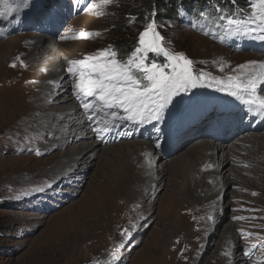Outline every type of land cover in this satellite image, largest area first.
Returning <instances> with one entry per match:
<instances>
[{
	"label": "rangeland",
	"instance_id": "obj_1",
	"mask_svg": "<svg viewBox=\"0 0 264 264\" xmlns=\"http://www.w3.org/2000/svg\"><path fill=\"white\" fill-rule=\"evenodd\" d=\"M246 1L251 15L248 22L242 23L244 29L254 24L258 32L263 33L264 24L258 19L260 0ZM31 4L33 11L23 9L19 19L14 14L7 19L0 18V44L4 43L0 48L7 54L0 71V106L3 107L0 109V201H5V205L0 206V264H264V166L260 160L257 167V162L252 164L248 159L245 163L233 164L228 175L237 167L239 180L233 174V185H224L219 193L213 188L201 202L193 195L195 182H198L196 167L187 163L190 161L188 150L204 139H190L175 156L174 152L173 156L157 152L156 164L164 163L172 168L177 163L176 173L162 180L157 167L148 185L153 191L156 189L157 196L147 195L148 188L142 185H133L127 192L125 183L116 186V177L111 166L106 165L110 167L106 169L102 152L95 158L80 157V171L58 178L59 186L51 191L56 180L46 172L64 148H59L58 142L55 144L57 136H47L42 124L35 129L34 120L40 112L34 110V105L42 94L43 87H39L47 84V72L30 60L34 43L28 42L27 37L41 35L59 42L61 48L70 45L73 50L64 60L77 55L81 56L76 59H83L111 49L117 52V59L127 61L119 49L132 35L139 39L145 27L138 28L131 16L138 0H112L109 4H102L101 0H31ZM19 20H28V24H20ZM34 22L37 26H31ZM121 22L132 27L133 33L122 34ZM156 26L167 48L184 53L194 62L197 85L190 87V92L181 91L173 96L161 111L167 116L168 109L179 110L176 117L180 124L186 115L180 113H185L184 108L192 101L205 107L213 95L221 96L224 92L230 95L226 88L228 78L240 76L246 83L248 74L264 60L261 52L250 51L248 45L229 47L211 34L197 30L193 24ZM81 33L99 35L85 38ZM15 36L16 42L6 43ZM205 38L212 44H205L204 48L201 43L206 42ZM243 65L247 67L242 68ZM40 78L43 81L40 82ZM261 83L264 85V80L261 79ZM72 89L68 85V91ZM189 93L193 94L192 98ZM242 93L233 98L247 99L250 90ZM259 93L261 95V91ZM59 99H52L49 106L60 104ZM217 111L219 108L213 107L209 118ZM26 112L32 113L28 119L24 117ZM244 120H238L241 127L238 130L236 122L229 120L236 128L233 130L236 137L246 135ZM210 121L211 126L221 127L220 137L229 134L223 132L222 125L226 121L224 124ZM163 124L160 122L152 130L145 129V123L137 125L131 138L150 139L151 136L156 145L165 144L167 136L161 132ZM211 126L199 128H206L204 135L198 134L199 138L212 131ZM252 133L264 134V130ZM68 138L65 135L62 139ZM233 138L229 137L228 143L241 147ZM117 141L109 140L102 146H114ZM214 146L219 148L216 146L221 144ZM242 153L246 155V151ZM173 157L176 163L171 161ZM212 159L216 163L224 162L222 153L214 154ZM226 168L222 166L218 171L221 180L227 178ZM214 195L222 199L220 206L213 202ZM235 222L238 225L232 233L237 236V242L232 245L227 232ZM242 255L250 257L242 262Z\"/></svg>",
	"mask_w": 264,
	"mask_h": 264
},
{
	"label": "bare ground",
	"instance_id": "obj_2",
	"mask_svg": "<svg viewBox=\"0 0 264 264\" xmlns=\"http://www.w3.org/2000/svg\"><path fill=\"white\" fill-rule=\"evenodd\" d=\"M42 8L43 7H41V9ZM32 18L34 19V17ZM244 37L245 40L242 42L249 45L250 51L261 52V54L264 55V38L256 37L253 30H250ZM27 38L28 42L32 41L30 42L32 45L34 43L33 49H31L32 53L29 54L30 60H34L37 66L45 69L47 72V74H45L47 84L44 83L39 87H43V89H41L42 94L41 92L39 93V96L41 94V97L35 101L34 105V110L36 112H40L38 118H34V122L37 125L35 129L38 128L39 124H42V127L45 128L44 131L48 132L47 136H57L55 144L58 142L57 144L59 145V148H64V151H62L58 160L46 172L48 173V176L50 175L51 179L56 180L55 184L52 188H50L52 192L56 191L57 186H59L57 183L58 178L64 177V175L67 177L69 173L73 175L76 173V170L80 171V157L83 158L87 156V158H95V156L100 154L99 152H102L105 166H111V171H113V174L116 177L114 181L116 186L119 187L122 183H125L127 186V192L133 185H142L145 188H148L147 195L151 194L153 197L156 195L157 191L156 189L153 191V188L148 185L150 184V180L154 179V173L157 171V167L159 166L157 173L158 175H161L162 180L165 179L167 175L176 173L175 168L177 165L175 157L171 159L173 163H176L172 168L168 167V164H156L157 152H162L170 156H173L174 152L175 156L180 151H178V149L185 148V145L189 143V140L194 137H198L201 141L204 139V142H200L190 149L187 148L189 149L188 157L190 159L187 164L191 167H196V179L198 182H195L193 195L201 202L207 198L206 193H208V191L210 192L213 188H215L216 193H219L224 185L230 186L233 185V180H239L237 179L240 178L239 175H237V171L240 169L237 167H234L233 169V174H236L235 179H232L233 174L231 175V173H229L228 175V171L232 170L231 167L233 164L245 163L248 159L252 164L257 162V167H260V163H258L260 160L264 166V134L252 133L264 130V112L256 109L255 106H252L250 110V107L243 102L244 99H241L240 97L233 98L234 96L232 95L227 96V93L224 92L221 96L213 95L212 100L206 101L205 107H202L199 103L192 101L190 105L184 108L186 112L183 114L180 113L181 116L189 113H195L185 124H180V119L176 117V113L179 112V110L174 111V109H168L169 114L167 116L164 114L160 115V119L166 123V126L162 128L161 132L168 133L171 141H167L162 145H156V142L154 143L151 141L152 138L149 139L147 137H143L132 139V133L129 130L126 131L125 128L129 124L131 125L130 120H117L113 124L106 123L108 115H105V113L116 111L119 116L127 115V113L123 112L122 109L101 107L94 97H77L76 89L74 87L75 80L74 77L67 72V67L70 60L80 58L81 55L74 56L67 60L63 59V57H66L65 55L73 50V47L68 45L61 48L58 44L59 42L57 43L41 35L31 34V36ZM10 42H16V36L9 38L6 43ZM210 43L212 44V42L206 39V42H202L201 44L202 47L205 48V44L208 46ZM71 44H74V42ZM0 45H4V43H1ZM0 49L1 71L2 61H4L7 54H3L5 51H2V48ZM64 63L66 70L63 72L62 68ZM262 64H264V60L248 75L249 78L255 77L257 80L256 87L260 90L256 89V95L264 97V85L261 83V79L264 80V76H261V74H264V68L261 67ZM32 77H35V75ZM249 78L246 77V80ZM40 79V82L43 81V79ZM68 85L73 87L70 92L68 91ZM187 91L190 92V87ZM260 91L261 95L259 93ZM188 96L192 98L193 94L189 93ZM55 97L61 98L58 100L60 104L50 107L49 103ZM85 103H92L94 107L92 109L85 110L83 107ZM177 104L178 100L176 99L174 105L176 106ZM213 105H217L221 108L220 113L215 115V120H217L220 124H224L225 121L227 122L225 125H222L223 132L229 133L225 137L219 136L222 132L221 127L218 124L217 126H211L212 123L210 119H208L209 117L206 116L211 112ZM2 108L3 107L0 109ZM97 108H100V110L97 111ZM93 112L95 115H92ZM30 115L26 112L24 117L28 119L31 117ZM205 116L206 118L204 120L203 118ZM245 117L246 120H244ZM160 119H145L141 121L137 118V120L132 124L131 130H133L136 125H141L142 123H148L151 124V126L156 125L160 122ZM229 120L236 122L237 130L241 129V127L238 126V120H244L245 130H243V133L246 135L236 137L235 134H233V130L236 128ZM203 126L206 128L211 126L212 131L206 134L203 138H199V135L197 134L201 131L199 128ZM215 128L217 129L216 131L214 130ZM104 129L108 130L104 131ZM65 135L69 136L68 140L62 139ZM229 137H236L233 139H236V142L240 143L241 147H236L234 145L236 143H228ZM109 140L121 141H117V144L114 146L103 147ZM211 141L215 143L212 144ZM216 143H220L221 146H216L219 148H215L214 144ZM246 143L250 146L245 145ZM243 151H246V155H241L243 154ZM216 153H222V157H224V162L221 164L214 162L212 159V156ZM249 156L253 157V161L249 159ZM222 166L224 168L229 166V169H227L228 167L226 168L227 178L225 180H221L218 175V171ZM108 167L106 166V169H108ZM147 174L148 176H144ZM196 186L199 187L196 188ZM151 192H153V194ZM212 200L213 202H216V204L218 202L219 206L222 204V199L219 195H214ZM235 225H238V223L235 222L234 225H230L227 232L232 245L237 242L235 239L236 235L232 233V231L236 229ZM249 257L250 256L244 257V255H242V262H245V259L248 260Z\"/></svg>",
	"mask_w": 264,
	"mask_h": 264
},
{
	"label": "snow or ice",
	"instance_id": "obj_3",
	"mask_svg": "<svg viewBox=\"0 0 264 264\" xmlns=\"http://www.w3.org/2000/svg\"><path fill=\"white\" fill-rule=\"evenodd\" d=\"M111 2L112 0H101L102 4ZM29 5L30 0H0V18L7 19L13 14L18 16ZM260 6L258 19L264 24V0H260ZM227 25H235L236 32L244 30L241 21L236 19L228 18ZM93 35H99V33L80 34L85 38ZM66 38L76 39L77 37ZM149 53L155 54L156 57H164L165 62L162 64L156 63L155 60L148 62ZM193 63L184 53L174 52L165 46V39L153 21L140 33L138 46L127 61L117 59V52L114 50H101L83 59L70 60L67 72L76 78L74 87L78 98L80 96L94 97L96 101L101 102V107L122 109L127 113L125 116H119L116 111L110 114L105 113L111 117L106 123L137 118L141 121L158 120L159 113L173 96L197 85ZM12 67H15V64ZM241 67L246 68L247 65ZM261 67L264 68V64ZM256 85L255 77L249 78L244 83L240 76H230L226 88L232 96H238L250 90L248 98L243 102L250 107V110L252 106H255L256 109L264 112V97L256 95ZM240 98L243 99L242 96ZM83 107L88 110L94 105L85 103ZM99 110L100 108H97V111ZM107 130L104 129V131ZM39 154L37 151V155Z\"/></svg>",
	"mask_w": 264,
	"mask_h": 264
},
{
	"label": "trees",
	"instance_id": "obj_4",
	"mask_svg": "<svg viewBox=\"0 0 264 264\" xmlns=\"http://www.w3.org/2000/svg\"><path fill=\"white\" fill-rule=\"evenodd\" d=\"M249 11L251 9H248L246 0H138V6L133 8L131 16L138 28L153 21L155 24L182 22L193 24L199 31L219 32L226 36L223 28L227 25V19L246 20ZM120 24L123 25L122 34L133 33L132 27L122 22ZM122 45L119 49L121 56L128 57L138 46V38L132 35ZM152 60L158 64L165 62L164 57L150 53L148 62ZM4 202L0 201V206L5 205Z\"/></svg>",
	"mask_w": 264,
	"mask_h": 264
}]
</instances>
